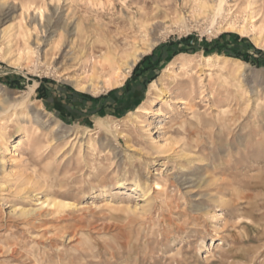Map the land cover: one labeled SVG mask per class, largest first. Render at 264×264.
I'll return each mask as SVG.
<instances>
[{
    "label": "rangeland",
    "instance_id": "374dc122",
    "mask_svg": "<svg viewBox=\"0 0 264 264\" xmlns=\"http://www.w3.org/2000/svg\"><path fill=\"white\" fill-rule=\"evenodd\" d=\"M219 1L0 0V264H264V0Z\"/></svg>",
    "mask_w": 264,
    "mask_h": 264
},
{
    "label": "bare ground",
    "instance_id": "6f19581e",
    "mask_svg": "<svg viewBox=\"0 0 264 264\" xmlns=\"http://www.w3.org/2000/svg\"><path fill=\"white\" fill-rule=\"evenodd\" d=\"M223 3H224V0H220L219 1V3H218V5L215 7V14H219L220 12H221V10H222V8H223ZM224 10V9H223ZM241 32L243 33L244 32V30H241ZM256 42H257V44L259 43V40H256ZM208 59H211V57H208ZM213 59V58H212ZM135 63V62H134ZM133 63V64H134ZM112 67H113V70H115L116 68L114 67V64H112L111 65ZM93 76H92V79H97V78H101V77H103V75H105V74H111V73H113V71L112 70H110V67L109 68H107L106 67V65H104V64H100V63H93ZM210 67V66H209ZM130 68L131 67H128L127 68V71H130ZM112 69V68H111ZM89 78H91L90 76H89ZM119 83H121V81H118V80H115L114 82L112 81V82H110V85H114V84H119ZM80 87H81V85H79ZM33 89L34 88H30V91H28L27 93H25L24 94V97L20 100V102H24V101H27V100H29L30 99V96H31V94H32V92H33ZM20 102H18V103H20ZM50 202V201H49ZM53 204V203H52ZM54 204H56V203H54ZM49 205V204H48ZM61 205V204H60ZM55 206V205H54ZM57 208V207H56ZM44 212V211H43Z\"/></svg>",
    "mask_w": 264,
    "mask_h": 264
},
{
    "label": "trees",
    "instance_id": "16d2710c",
    "mask_svg": "<svg viewBox=\"0 0 264 264\" xmlns=\"http://www.w3.org/2000/svg\"><path fill=\"white\" fill-rule=\"evenodd\" d=\"M192 40H193L192 38H189L187 40V42H192ZM217 44L218 43H207V42L204 43L203 46H204L205 52L209 53V52L214 51L216 49L220 50L219 48L216 47ZM192 48L194 49L195 47H192ZM259 52L261 53V51H258V53ZM234 56H237L240 59H243V60H246V61H252V58H251V56L248 53H235ZM144 61H145V59H143L140 63H138V65L136 66V69H135L136 72H137L138 69H140V67L142 66ZM11 86H15V84L11 83ZM40 88L38 90H40ZM83 95H85V94H83ZM85 96H87V95H85Z\"/></svg>",
    "mask_w": 264,
    "mask_h": 264
},
{
    "label": "crops",
    "instance_id": "0c3cea01",
    "mask_svg": "<svg viewBox=\"0 0 264 264\" xmlns=\"http://www.w3.org/2000/svg\"><path fill=\"white\" fill-rule=\"evenodd\" d=\"M143 63H151V59L150 60L149 59H146ZM58 95H59V98H58V101L55 102L56 105H59L60 106V104H63L64 106H66V108H67V110H69V112H71L70 111L71 107H69V106H76V105H77V107L79 106L78 105V102L75 101L76 99L72 95L66 93L65 91H61ZM84 98H86V97H84ZM102 99L105 100L104 97ZM66 102H72V105H69L68 106L66 104ZM56 105L54 107H57ZM79 110H81V108H79ZM64 115H66V114L64 113Z\"/></svg>",
    "mask_w": 264,
    "mask_h": 264
}]
</instances>
